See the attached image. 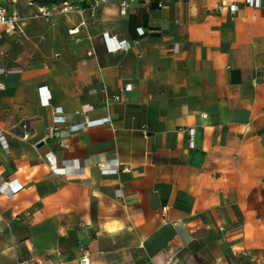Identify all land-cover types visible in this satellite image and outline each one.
<instances>
[{
  "label": "crops",
  "instance_id": "1",
  "mask_svg": "<svg viewBox=\"0 0 264 264\" xmlns=\"http://www.w3.org/2000/svg\"><path fill=\"white\" fill-rule=\"evenodd\" d=\"M36 4L5 8L23 32L0 25V176L23 184L0 194V264H264V0H113L49 21ZM105 31L130 47L107 51Z\"/></svg>",
  "mask_w": 264,
  "mask_h": 264
},
{
  "label": "built area",
  "instance_id": "2",
  "mask_svg": "<svg viewBox=\"0 0 264 264\" xmlns=\"http://www.w3.org/2000/svg\"><path fill=\"white\" fill-rule=\"evenodd\" d=\"M113 0H79V2H74V0H60L52 7H49L48 3H37L36 4V10L31 14V16L34 17H41L45 20L49 21L54 15L56 14H65V13H71L76 12L81 15L85 13L87 9H90L92 11L98 9L100 6L109 3ZM131 1H139V0H117L118 6H119V13L125 14L127 7ZM148 1V0H144ZM263 0H244V2L253 7H260L262 5ZM159 6H161V3H158ZM232 13H234L237 9V4L232 3L229 6ZM26 20V17L24 15H21L18 11H13L11 13H8L4 6L0 4V25L5 26L6 32H15L20 31L23 32V24ZM70 33H75L79 31V26H76L69 30ZM102 38L104 40V44L106 47V50L109 52H115L117 50H126L130 47V40L123 38L120 39L117 36H111L108 31H105L102 33ZM137 42V40H135ZM10 69V68H9ZM6 67L1 66L0 72H5L7 70ZM4 88V84L0 82V89ZM132 84L130 82L126 83L122 88H120L119 91L109 94L108 90L103 87L102 92L105 94L107 99H115V100H121V92L131 90ZM39 94L42 104L45 106H48L50 104L51 100V92L49 88L46 85H41L39 87ZM91 107V105H89ZM54 113L52 116V127L57 128L61 126V124H64L66 122L64 116L61 114L62 110L60 107H57L54 109ZM94 120L88 121L87 123H91ZM100 122H111L109 117H104L98 120ZM84 125V123H82ZM23 128H27V124L23 123ZM189 136H188V142L190 146H194V129L190 128L188 130ZM5 148H7V144L4 140V136H0ZM23 137L27 138L28 133L25 131L23 133ZM112 163L109 161H103L99 163V166L104 173L108 172H117V163H114V165L110 166ZM23 187V184L20 183L16 178L14 179H6L3 176H0V194L6 195L8 197L13 196L15 193H17L19 190H21ZM89 258L88 256L84 255L80 258V264H89ZM17 264H32L31 259L25 258V257H19L17 260Z\"/></svg>",
  "mask_w": 264,
  "mask_h": 264
},
{
  "label": "rangeland",
  "instance_id": "3",
  "mask_svg": "<svg viewBox=\"0 0 264 264\" xmlns=\"http://www.w3.org/2000/svg\"><path fill=\"white\" fill-rule=\"evenodd\" d=\"M29 1L31 0H0V4L8 11H12L17 8L24 10Z\"/></svg>",
  "mask_w": 264,
  "mask_h": 264
},
{
  "label": "trees",
  "instance_id": "4",
  "mask_svg": "<svg viewBox=\"0 0 264 264\" xmlns=\"http://www.w3.org/2000/svg\"><path fill=\"white\" fill-rule=\"evenodd\" d=\"M33 3L36 2V3H48L46 0H31ZM54 2H59L60 0H52Z\"/></svg>",
  "mask_w": 264,
  "mask_h": 264
}]
</instances>
